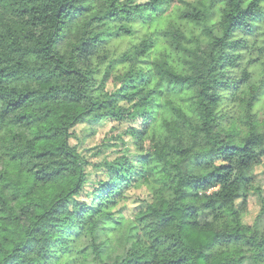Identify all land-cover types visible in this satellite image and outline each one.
<instances>
[{"label": "clouds", "instance_id": "clouds-1", "mask_svg": "<svg viewBox=\"0 0 264 264\" xmlns=\"http://www.w3.org/2000/svg\"><path fill=\"white\" fill-rule=\"evenodd\" d=\"M61 2L0 0V264H264V0H87L119 39L73 61Z\"/></svg>", "mask_w": 264, "mask_h": 264}, {"label": "trees", "instance_id": "trees-1", "mask_svg": "<svg viewBox=\"0 0 264 264\" xmlns=\"http://www.w3.org/2000/svg\"><path fill=\"white\" fill-rule=\"evenodd\" d=\"M27 6H21L17 9H15V12L21 14V15H27L30 12L33 13L32 20L39 21L40 17L35 15L36 12L43 13L47 9V5H43L42 7L39 6L42 3V0H25ZM56 18L57 21L61 26H63L66 23H71L73 26H75L78 22L85 20V17H89L84 22V35L88 36V39H82L77 44H72L71 41H66V48H65V55L68 57L70 61L73 60H79L86 58L88 55H91L92 52L96 47H98L101 44H105L108 41L112 39H119V36L107 31H101L99 29H104L107 24H111L114 22V17L116 16V12L113 5H109V8L107 11L99 8H93L90 7L87 3V0H62V2L59 4V7L56 9ZM126 15V13H123L121 16V20H123V16ZM46 19V17H45ZM42 22V21H41ZM167 21H161V27H164L166 25ZM92 25L96 26V30L94 31V34L89 35L88 34V28ZM35 26V24H33ZM27 25H15V28L17 31H22L24 28H26ZM131 30H125V35H130ZM63 38L61 37L57 41H54L53 43H60ZM190 47V46H189ZM60 63H63L61 61ZM180 65L177 64V68H179ZM2 71V70H0ZM61 71L65 75H72L75 72V69H61L59 64H56L52 68L53 73L59 74ZM7 79V75L4 77ZM39 79V77H36ZM51 78L49 77L44 81V87L47 88V91L44 93L45 96H47L49 93H52L55 95V93L52 92V87L49 84V80ZM136 83L135 81H130L129 86H126L121 89V94H126L127 92H135ZM32 91L31 88H29L25 92L19 93V95L28 96L29 93ZM4 95L3 92H0V97ZM19 95L17 96L16 101H11L12 103H15L17 106L13 109V111L18 112L19 116L17 117V121L20 122L22 120H30V118L35 119L37 122H42L45 127H49L50 124H54L55 121L52 119V117L48 113H44L41 115H36L33 117V113L29 110L25 109V105L22 103H19ZM44 103H47L46 101H42ZM181 104L184 103V101L180 102ZM52 112V109H49V113ZM34 131L39 132V129H34ZM44 136H47V132L43 134ZM54 135V134H53ZM34 139H37L38 145L43 141L39 137H34ZM59 192V186L57 185H50L47 187L44 191H41L36 194V197L38 200H45L51 202L54 200L56 195ZM37 213L40 216L46 215L45 210L43 207L37 208ZM143 219V216L140 217ZM170 222V220L161 217L160 219V225L162 227H167V224ZM10 227V226H9ZM52 227H55V220L52 222ZM8 229H5L7 231ZM132 229H129V232H131ZM4 239H7V237H4ZM27 247V245H25ZM183 258L177 259V260H169L167 264H181V260ZM41 260L45 262V264H49L48 261L45 260V257H41ZM131 264V262H129ZM147 264V262H145ZM186 264V261H185Z\"/></svg>", "mask_w": 264, "mask_h": 264}, {"label": "rangeland", "instance_id": "rangeland-1", "mask_svg": "<svg viewBox=\"0 0 264 264\" xmlns=\"http://www.w3.org/2000/svg\"><path fill=\"white\" fill-rule=\"evenodd\" d=\"M129 231V230H128ZM120 242V235L119 233L117 234V236L114 238V243H116L117 245L119 244Z\"/></svg>", "mask_w": 264, "mask_h": 264}]
</instances>
